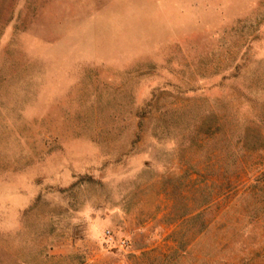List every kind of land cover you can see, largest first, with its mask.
Returning a JSON list of instances; mask_svg holds the SVG:
<instances>
[{"label": "rangeland", "instance_id": "rangeland-1", "mask_svg": "<svg viewBox=\"0 0 264 264\" xmlns=\"http://www.w3.org/2000/svg\"><path fill=\"white\" fill-rule=\"evenodd\" d=\"M264 0H0V264H264Z\"/></svg>", "mask_w": 264, "mask_h": 264}, {"label": "trees", "instance_id": "trees-1", "mask_svg": "<svg viewBox=\"0 0 264 264\" xmlns=\"http://www.w3.org/2000/svg\"><path fill=\"white\" fill-rule=\"evenodd\" d=\"M258 125H259V126H263V127H264V125H263V123H262V122H258Z\"/></svg>", "mask_w": 264, "mask_h": 264}]
</instances>
